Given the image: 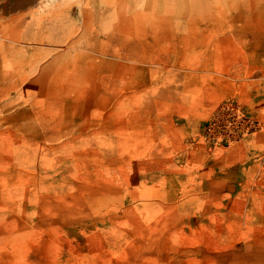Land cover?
Here are the masks:
<instances>
[{"label":"rangeland","instance_id":"1","mask_svg":"<svg viewBox=\"0 0 264 264\" xmlns=\"http://www.w3.org/2000/svg\"><path fill=\"white\" fill-rule=\"evenodd\" d=\"M214 27L264 29V0H0V264H264V177L240 206L167 193L185 155L226 150L165 119L176 44ZM225 36L264 58V34Z\"/></svg>","mask_w":264,"mask_h":264},{"label":"crops","instance_id":"2","mask_svg":"<svg viewBox=\"0 0 264 264\" xmlns=\"http://www.w3.org/2000/svg\"><path fill=\"white\" fill-rule=\"evenodd\" d=\"M254 13L256 18L261 15L259 12ZM219 30L224 36L215 38L216 31ZM219 30L216 27L208 29V33L214 38L212 41L207 38L201 42L196 35L187 38L185 42L181 38L182 42L176 44V50L182 51L177 55L176 64L179 68L187 67L177 71L181 81L177 83L176 89L179 91L183 110L177 108L175 112L167 111L165 119L171 123L176 121L168 131H174L178 136L185 137L196 131V139L205 117L207 119L222 100L234 94L245 100L244 105L250 114L264 118L263 38L257 37L254 44H234L232 38L225 36L231 33L263 35L264 29L225 27ZM253 46L254 51L259 53H252ZM255 66L254 76L246 80L248 83L241 84L244 68ZM177 135L176 138L169 136L164 144L174 145ZM197 143L200 142L197 140ZM191 152L184 156L185 159L188 157L184 160V170L169 177L175 182L169 183L168 194L199 197V200H183L182 206H240L238 202L245 196V184L253 178L264 177V133L260 131L227 148L216 160L196 155V150Z\"/></svg>","mask_w":264,"mask_h":264},{"label":"built area","instance_id":"3","mask_svg":"<svg viewBox=\"0 0 264 264\" xmlns=\"http://www.w3.org/2000/svg\"><path fill=\"white\" fill-rule=\"evenodd\" d=\"M262 128L263 124L258 118L238 100L229 98L222 101L203 122L196 139L207 152L214 153L245 140Z\"/></svg>","mask_w":264,"mask_h":264}]
</instances>
